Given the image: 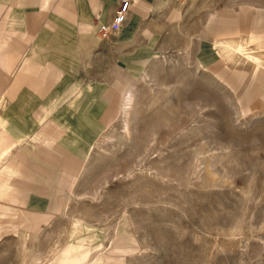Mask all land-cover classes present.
Wrapping results in <instances>:
<instances>
[{
	"label": "rangeland",
	"instance_id": "374dc122",
	"mask_svg": "<svg viewBox=\"0 0 264 264\" xmlns=\"http://www.w3.org/2000/svg\"><path fill=\"white\" fill-rule=\"evenodd\" d=\"M144 38L88 151L55 155L69 183L34 184L47 207L7 186L0 210L30 214L0 222V264H264V0H153Z\"/></svg>",
	"mask_w": 264,
	"mask_h": 264
},
{
	"label": "crops",
	"instance_id": "0c3cea01",
	"mask_svg": "<svg viewBox=\"0 0 264 264\" xmlns=\"http://www.w3.org/2000/svg\"><path fill=\"white\" fill-rule=\"evenodd\" d=\"M122 1L0 0L2 199L11 198L7 186L15 184L34 193L21 206L45 209L46 190L34 184L69 183L56 180L48 170L55 167V155L61 159L63 153L87 152L75 146H91L95 130L110 120L111 106L118 105L110 90L120 87L112 85L115 73L137 64L141 49H148L142 38L153 42V0H129L122 28L105 39L97 35V27L111 21ZM233 22L212 18L210 28L220 37L248 28ZM255 24L263 25L258 20ZM14 154H25V160L18 156L13 164ZM39 168L51 177L31 180L26 186L11 175ZM29 214L1 209L0 222L14 225V215ZM34 217L38 223L27 231L38 229L42 218Z\"/></svg>",
	"mask_w": 264,
	"mask_h": 264
},
{
	"label": "built area",
	"instance_id": "2783aa9c",
	"mask_svg": "<svg viewBox=\"0 0 264 264\" xmlns=\"http://www.w3.org/2000/svg\"><path fill=\"white\" fill-rule=\"evenodd\" d=\"M129 3V0H123L111 21L108 24H101L97 27L96 33L100 38L105 39L110 34L117 32L122 28L127 21L128 11L130 8Z\"/></svg>",
	"mask_w": 264,
	"mask_h": 264
}]
</instances>
